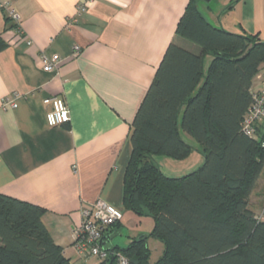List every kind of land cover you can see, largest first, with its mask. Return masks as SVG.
<instances>
[{
    "label": "crops",
    "instance_id": "1",
    "mask_svg": "<svg viewBox=\"0 0 264 264\" xmlns=\"http://www.w3.org/2000/svg\"><path fill=\"white\" fill-rule=\"evenodd\" d=\"M83 1L0 0V36L7 42L0 51V192L43 207L52 240L74 264L92 258L73 246L83 209L102 199L126 214L131 123L167 46L194 49L175 33L189 0H88L77 14ZM8 6L18 16L16 28L5 18ZM198 7L215 27L264 39V0H201ZM41 53L58 54L55 71L42 70ZM210 60L206 55L204 69ZM263 84L260 73L251 91ZM51 95L65 99L68 123L46 124L50 106L42 100ZM5 98L16 106H2ZM258 179L248 198L254 215L264 204V176L259 185ZM123 221L105 230L107 247L128 233Z\"/></svg>",
    "mask_w": 264,
    "mask_h": 264
},
{
    "label": "trees",
    "instance_id": "2",
    "mask_svg": "<svg viewBox=\"0 0 264 264\" xmlns=\"http://www.w3.org/2000/svg\"><path fill=\"white\" fill-rule=\"evenodd\" d=\"M199 1L189 0L175 31L194 49L169 43L131 123L123 203L150 215L153 228L124 248L110 247L97 264H118L117 252L127 264H264V221L248 206L264 168V128L257 126L254 136L241 130L252 80L264 76V39L213 26ZM6 46L0 36V51ZM206 55L211 60L204 69ZM179 126L195 139L204 161L169 177L154 155H189L192 146ZM44 212L0 192V264H74L52 240ZM149 238L163 244L155 261L149 260Z\"/></svg>",
    "mask_w": 264,
    "mask_h": 264
},
{
    "label": "built area",
    "instance_id": "3",
    "mask_svg": "<svg viewBox=\"0 0 264 264\" xmlns=\"http://www.w3.org/2000/svg\"><path fill=\"white\" fill-rule=\"evenodd\" d=\"M87 1L84 0L77 4V14L85 12ZM7 9L9 16L17 24V14L10 6ZM27 43L30 44V41H27ZM79 49V46L75 45L73 47V54L76 55ZM39 61L43 71L52 72L57 69L60 57L58 54L47 56L41 53ZM42 102L50 106L49 110L45 112L47 125L59 126L69 122V109L62 96H47ZM7 103H10L13 107L16 106L15 99L9 100L5 98L1 102V105L4 106ZM257 126L264 128V84L258 92L253 94V100L243 117L241 130L248 136H254ZM121 217L122 211L119 208L106 203L102 199L95 200L93 204L83 209L80 224L72 228L73 246L77 253L85 258L95 257L98 260L106 258L109 253V247L106 246L104 240L105 230L118 222ZM115 256L118 264H127V259L123 254L117 252Z\"/></svg>",
    "mask_w": 264,
    "mask_h": 264
},
{
    "label": "rangeland",
    "instance_id": "4",
    "mask_svg": "<svg viewBox=\"0 0 264 264\" xmlns=\"http://www.w3.org/2000/svg\"><path fill=\"white\" fill-rule=\"evenodd\" d=\"M179 130L184 140L187 141L192 146V150L189 153V155L185 157L184 159H180V160L173 159V158H170L164 155H154V160L156 161L160 169L163 171V173L166 176H169V177H181L183 175H186L198 169L203 164V161H204L203 154L200 151V147L195 141V139L187 135L180 126H179ZM263 176H264V173L260 175L258 179V185L260 184L259 182L261 178H263ZM255 190H257V187ZM259 209H262V210L259 213H257L255 217L258 219H262L264 216V204L263 203L260 204ZM125 211L126 212L124 213L126 214H122L121 219L124 220L122 223L126 225V229L128 233L123 232L121 234L116 235L117 246L119 248L126 247L128 245L127 237H131V236L133 237V234L135 235V237H138L139 235H148L151 232L153 225H154L153 218L150 215H146V214L139 215L131 209H126ZM148 247L150 250L149 260L155 261L162 252L163 244L156 239L149 238ZM88 261H90L91 264L98 263V260L95 257H92Z\"/></svg>",
    "mask_w": 264,
    "mask_h": 264
},
{
    "label": "water",
    "instance_id": "5",
    "mask_svg": "<svg viewBox=\"0 0 264 264\" xmlns=\"http://www.w3.org/2000/svg\"><path fill=\"white\" fill-rule=\"evenodd\" d=\"M204 1L209 2L210 0H204Z\"/></svg>",
    "mask_w": 264,
    "mask_h": 264
}]
</instances>
